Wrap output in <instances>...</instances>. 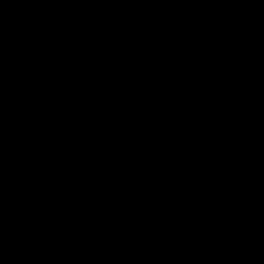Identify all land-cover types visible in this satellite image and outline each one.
<instances>
[{
	"label": "water",
	"instance_id": "95a60500",
	"mask_svg": "<svg viewBox=\"0 0 264 264\" xmlns=\"http://www.w3.org/2000/svg\"><path fill=\"white\" fill-rule=\"evenodd\" d=\"M0 264H264V0H0Z\"/></svg>",
	"mask_w": 264,
	"mask_h": 264
}]
</instances>
